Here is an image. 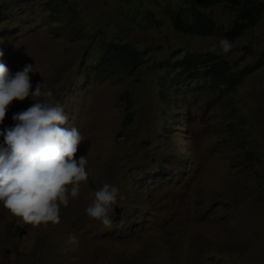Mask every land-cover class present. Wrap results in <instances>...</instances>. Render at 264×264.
I'll return each instance as SVG.
<instances>
[{
  "label": "rangeland",
  "instance_id": "rangeland-1",
  "mask_svg": "<svg viewBox=\"0 0 264 264\" xmlns=\"http://www.w3.org/2000/svg\"><path fill=\"white\" fill-rule=\"evenodd\" d=\"M190 1L0 0V63L10 75L36 67L31 90L46 83L65 126L85 138L76 159L88 156V179L61 206L59 224H25L0 204V264H264V67L233 95L231 116L201 94L177 92V72L162 66L210 52L243 68L264 51V19L236 40L182 34L171 12L192 10ZM203 12L221 28L235 18L227 4ZM220 38L232 44L227 53ZM110 41L145 51L141 68L110 79L97 72ZM33 103L13 101L0 131ZM104 183L119 189L109 226L85 211Z\"/></svg>",
  "mask_w": 264,
  "mask_h": 264
},
{
  "label": "clouds",
  "instance_id": "clouds-1",
  "mask_svg": "<svg viewBox=\"0 0 264 264\" xmlns=\"http://www.w3.org/2000/svg\"><path fill=\"white\" fill-rule=\"evenodd\" d=\"M219 47L227 53L232 44L220 38ZM36 71L29 64L10 75L8 67L0 63V125L13 101L29 97L34 101L13 115L12 127L0 131L4 139L0 146V204L32 226L59 224L61 206H68L69 197H78L81 183L88 179V156L76 159L85 138L76 126H65L68 117L52 99V91L44 90L46 83H37L35 91L31 90L29 74ZM118 193L115 185L104 183L85 209L88 217L109 226ZM67 242L75 245L78 238L70 234Z\"/></svg>",
  "mask_w": 264,
  "mask_h": 264
},
{
  "label": "trees",
  "instance_id": "trees-1",
  "mask_svg": "<svg viewBox=\"0 0 264 264\" xmlns=\"http://www.w3.org/2000/svg\"><path fill=\"white\" fill-rule=\"evenodd\" d=\"M193 9L186 12L185 9H177L171 12L172 22L175 29L182 34L198 35L207 37L214 33H223L229 39L240 38L248 29L255 28L264 19V1L261 0H191ZM227 4L230 10L235 13V18L229 28L217 26L215 20L203 12L204 9ZM55 9H60V4H54ZM61 12H64L60 10ZM75 11L74 8L71 9ZM69 30L76 38H81V31L72 24L68 25ZM248 54L253 55V49L249 48ZM146 52L139 49L138 45L131 42L118 43L110 41L104 43L103 54L97 64L96 71L102 72L106 78L126 76L137 72L145 62ZM164 68L169 73H176L177 79H170L175 85L177 92H193L202 95L203 100L210 104L218 103L222 108L228 109L233 116L234 109L232 97L241 87L247 78L264 67V51L257 60L247 64L243 68H235L228 60L221 58L215 53L189 52L183 57L168 61ZM179 80V83H175ZM194 84L200 86V90H178L179 86ZM166 88V93L170 92ZM126 116V123L133 120L134 114L130 112ZM226 115L225 122L228 121ZM232 124V123H231ZM255 153L249 152L247 162L254 165Z\"/></svg>",
  "mask_w": 264,
  "mask_h": 264
},
{
  "label": "water",
  "instance_id": "water-1",
  "mask_svg": "<svg viewBox=\"0 0 264 264\" xmlns=\"http://www.w3.org/2000/svg\"><path fill=\"white\" fill-rule=\"evenodd\" d=\"M116 211L118 212V210L116 209Z\"/></svg>",
  "mask_w": 264,
  "mask_h": 264
}]
</instances>
